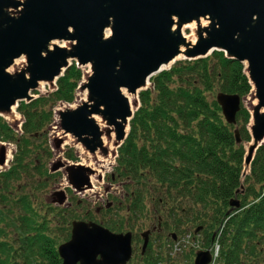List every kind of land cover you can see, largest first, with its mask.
I'll return each mask as SVG.
<instances>
[{
	"label": "trees",
	"instance_id": "1",
	"mask_svg": "<svg viewBox=\"0 0 264 264\" xmlns=\"http://www.w3.org/2000/svg\"><path fill=\"white\" fill-rule=\"evenodd\" d=\"M83 78V70L73 61L57 81L56 91L21 102L22 135L0 117V142L17 146L15 165L0 173V253L6 256L0 264H62L55 240L46 233L47 218L33 206V198L12 197L11 192L20 178H51L49 169L39 167L43 164L37 158L42 154L38 142L47 141L54 107L73 103ZM150 83L140 92V107L114 169L116 180L124 181L127 226L134 232L150 201L156 214L166 215L158 217L166 221L163 227L175 231L169 239L198 231L205 250L218 239L216 264H264V144L243 177L246 146L252 141L251 113L242 103L237 126L229 125L216 101L220 92L242 99L251 94L245 65L215 51L207 58L179 61ZM31 154L36 157L32 166L26 162ZM236 200L239 209L231 206ZM104 219L109 230L124 231V219L114 212H105ZM137 241L135 236L134 249ZM157 258L148 248L145 264H156Z\"/></svg>",
	"mask_w": 264,
	"mask_h": 264
},
{
	"label": "water",
	"instance_id": "2",
	"mask_svg": "<svg viewBox=\"0 0 264 264\" xmlns=\"http://www.w3.org/2000/svg\"><path fill=\"white\" fill-rule=\"evenodd\" d=\"M11 8L20 11L19 15L9 14ZM201 18L209 19L210 24L199 25L197 42L187 51L186 59L206 58L222 51L248 63L259 101L252 114L245 177L264 144V0H0V116L20 102L33 101L32 91L39 83L57 81L72 65L68 64L71 59L82 67L92 65L93 75L86 87L89 102L60 114L63 132L91 148L90 138L101 140L102 135L93 116L102 115L116 127L117 139L123 141L127 138L124 123L134 116L123 90L137 95L180 54L185 38L173 30L175 19L183 25ZM107 30L111 37L105 39ZM57 40L76 45L71 52L59 46L49 51L50 43ZM45 51L49 53L45 55ZM23 56L30 64L29 75L8 73L7 69ZM216 100L226 122L237 126L241 97L220 92ZM235 135L240 144L238 129ZM55 143L60 148L63 139ZM6 150L3 144L0 165L7 162ZM62 168L78 192L92 188L95 170L83 164L59 163L52 172ZM231 206L239 209L240 202L236 200ZM150 234H142L143 252L149 246ZM58 252L63 264H128L133 257V234H115L94 222L74 221L71 240ZM212 261L211 251H200L194 264Z\"/></svg>",
	"mask_w": 264,
	"mask_h": 264
},
{
	"label": "rangeland",
	"instance_id": "3",
	"mask_svg": "<svg viewBox=\"0 0 264 264\" xmlns=\"http://www.w3.org/2000/svg\"><path fill=\"white\" fill-rule=\"evenodd\" d=\"M22 1L25 2L27 0H22ZM11 10L12 11L9 10L8 12L9 14H12L14 16H18L20 13V11L16 9L11 8ZM20 10L21 11L23 10L22 6ZM193 22H196L198 24L197 21H193ZM203 24H205L206 26L209 25L210 20L203 19ZM183 25H188V24H183ZM185 34L191 37V39L195 37L194 31L190 28L185 29ZM196 35L198 37V29H196ZM57 41L58 44L66 46L64 49L67 50L68 52H71L74 46L76 45L75 42L68 40H66V42H68L66 44H64L65 40H57ZM48 53H49L48 51L44 52L45 55ZM69 64H73V60L70 59ZM29 68H30V64L28 58L27 56H23L15 60L13 65L7 69V72L13 76H17L18 74L21 73H26L27 75H29ZM81 69L83 70L84 78L82 80V83L80 84L79 89L77 90L75 101L71 104L59 103L56 107H54L53 109L54 123L48 130L47 141L45 138H43L38 142V144L42 145L38 150L42 152V154H39L37 158L40 159L42 161L41 164H43V166L40 165L39 167L49 169L51 178L49 179V181L44 176L41 177V181H38L40 179L39 178L40 176L37 175H34V177L30 178L29 180L27 178L25 179L20 178L18 182H15L13 184V189L11 192L12 197L17 198L19 195H27L33 198L32 199L33 206L38 210V212L41 214L42 217L47 218V222L49 223V226L46 233L55 240V247L57 252L60 246L71 240L72 223L74 221L95 222L105 227L106 225L104 222L105 221L104 211L106 212L112 211L114 212V214H117L119 218L124 219L125 228L124 231H122L121 233H128L132 231V229L130 230V226H127L129 212L126 209L127 208V202L125 200L126 192L122 187L124 181L123 180L117 181L116 179L114 181L113 180L111 181L110 179L111 175L115 173L114 169L117 166L118 150L123 142L117 144L115 146V151L112 152L111 156H109L110 149L108 147H104L100 139L94 140L93 138H90L91 148H88L86 145H84L79 140L75 139L73 136L65 135V133L61 128L60 114L62 112L74 111L75 109L81 106L82 104L81 100L84 99L86 95L87 98L90 97L89 90L86 87L89 79L93 75V67L92 65H88L86 67H81ZM148 87H150V84ZM56 90H57V81L54 83L40 82L37 89L32 91V95L35 97V99H37L41 95H48ZM141 91H139V93L135 95L136 101L134 106V112H136L137 106L140 105ZM123 94L127 98L129 94L133 95L129 93L128 90H126L125 93ZM88 102H89V98H88ZM243 103L245 107L251 112V114H253L256 106L259 105V101L256 97L255 90H253L248 97L243 99ZM17 109L18 107H16L17 117L12 118L11 120L6 118L5 116H0V117L4 118V120H6L7 123L15 131H20L19 128L24 123V120ZM105 133L107 134V131H105ZM129 133H130V125L127 135H129ZM101 134H102V130H101ZM110 134H111V130H110ZM114 134H115V140L119 142V140L117 139V132L115 126H114ZM100 137H102V135ZM107 137L110 139V135L107 134ZM58 139H63V143L61 144L60 148H56L55 141ZM3 144L7 147L6 150L7 157L9 156V151L11 152V160L7 161L4 165H0V173L8 171L15 165L14 154L17 152V146L15 144L0 142V147ZM92 148L94 150H92ZM44 150L50 152L51 155L49 156L48 153H44ZM96 152H99L101 157L105 159H109L111 164L107 166L106 170H104L101 173V175H96V174L94 175L95 180L93 187L91 189H87L85 192L82 193L77 192L76 189H74L71 186V184L68 181L66 169L62 168L57 172L51 171V169H53V167L59 163L82 164L85 162L87 154H91V158H93L92 163L94 164L95 167H97L98 165L101 164H99L98 159L94 156ZM69 153L74 155L77 158V160L75 161L69 160L67 156ZM35 159H36L35 154H31L30 157L27 158L26 162L30 166H32L34 164L32 162L35 161ZM64 191H67V194H65ZM63 194H65L66 198L63 202L60 203L61 197L60 199H58L57 196L58 195L61 196ZM145 206H146L145 213L141 215V217L139 218L137 225L134 227L135 228L134 232L132 231L134 237L138 236V241L135 244L136 245L135 258L129 264H145L144 261L145 259H141L142 258L141 253L143 251L142 248L144 245V239L142 237V234L150 230H153L155 226L157 227L159 222L158 217L165 215L159 213L156 214V211H153L154 208L153 203H151L150 201H147ZM118 207H120V210H118ZM99 209H102L101 213L98 212ZM163 218L165 219L166 215ZM186 229L187 227L186 228L184 227L182 230L185 231ZM170 232H175V231H170ZM113 233L120 234L119 232H113ZM164 235L165 236L162 238L160 237V233L154 232V235L150 238V244L148 247V248L151 247L153 256L155 258L156 257L159 258V259L157 258L156 260L158 264H160L159 262L161 261H163V264H169L168 260L166 259L168 253H170V248L164 246L165 241L168 239L167 234ZM199 241L201 242L200 237H199ZM162 249L164 254L166 255V258L164 259H162L159 254V252H161ZM186 251L187 253L184 254V256L182 255H181L182 257L180 256V258H184L183 264H191V263L194 264V259H193L194 256L192 255V253H190L192 251H189V249H187ZM187 257H191V263H190V258L188 261ZM0 258L3 260L6 258V256L0 253Z\"/></svg>",
	"mask_w": 264,
	"mask_h": 264
},
{
	"label": "bare ground",
	"instance_id": "4",
	"mask_svg": "<svg viewBox=\"0 0 264 264\" xmlns=\"http://www.w3.org/2000/svg\"><path fill=\"white\" fill-rule=\"evenodd\" d=\"M18 1H21L23 2L22 0H18ZM12 11V10H10ZM201 24V25H200ZM199 25L201 27H206L205 24H203V19H201L200 21H198V24L196 22H193L191 24H188V25H181L179 24V22L177 21V19H175V25H174V28L173 30L174 31H180L184 38H185V42L181 45L180 47V54L175 58V60L173 62H171L169 65L167 66H164L163 67V70L164 69H169L171 68L176 62L178 61H181L183 59H186V54H187V51L196 44L197 42V35H196V29H198ZM187 28H190L194 31V38L191 39V37L187 36L185 34V29ZM111 37V31L110 30H107L105 32V39H108ZM68 42H64V44H66ZM57 46H59L60 48H65L66 46L64 45H60L58 44V41H53L50 43L49 45V51H53ZM17 63V62H16ZM70 63V60H68V64ZM246 67H248V63H245ZM66 66L63 67V70ZM56 82V81H55ZM145 88V87H144ZM126 90H123V93H125ZM89 98V97H88ZM88 98H87V95L84 99L81 100V103L84 104V103H88ZM128 100H129V103H130V108H131V111L134 112V106H135V101H136V98H135V95H128ZM81 104V105H82ZM264 112V110H263ZM16 106H14L11 111L7 114H2L3 116H5L6 118L8 119H12V118H15L17 117L16 115ZM1 115V114H0ZM93 119L95 120V122L97 123V125L99 126L100 130H102V137H101V141L104 145V147H108L110 149V153H109V156L112 155V152L115 151V146L117 144H120V142H117V140H115V134H114V126H110L109 125V122L107 121V119L105 117H103L102 115H95L93 116ZM130 120L129 119L127 121V123L125 125V132L126 134L128 133V130H129V123H130ZM107 130H111V134H110V139L107 137V134L105 133V131ZM112 140V141H111ZM111 141V142H110ZM250 145V144H249ZM248 145V147H249ZM117 149V148H116ZM94 156L98 159V162L99 164L101 165H98L97 167L94 166V164L92 163L93 161V158H91V154H87L86 156V160L84 163H82L83 165L87 166V167H90L91 169H94L96 171V175H101V173L106 170L107 166H109L111 164L110 160L109 159H105L103 157L100 156L99 152H96L94 154ZM92 159V160H91ZM11 160V152L9 151V156L7 157V161H10ZM94 180H95V176L92 175L91 177V183L92 185L94 184Z\"/></svg>",
	"mask_w": 264,
	"mask_h": 264
},
{
	"label": "built area",
	"instance_id": "5",
	"mask_svg": "<svg viewBox=\"0 0 264 264\" xmlns=\"http://www.w3.org/2000/svg\"><path fill=\"white\" fill-rule=\"evenodd\" d=\"M187 249L189 250L190 249H194V250L200 249L199 242H196L195 240H193L191 235H186L185 237L181 238L178 242L174 243V245L171 246L170 260L168 263L175 264L174 260L176 259V257ZM214 249H215V259H216L218 258L219 251H220V246L218 243H216ZM160 264H163V263H160Z\"/></svg>",
	"mask_w": 264,
	"mask_h": 264
},
{
	"label": "flooded vegetation",
	"instance_id": "6",
	"mask_svg": "<svg viewBox=\"0 0 264 264\" xmlns=\"http://www.w3.org/2000/svg\"><path fill=\"white\" fill-rule=\"evenodd\" d=\"M0 159H1V156H0ZM116 179V177H115V175L113 174L112 175V180L114 181ZM64 193L65 194H67V191H64ZM65 194H63V195H61V196H57L58 197V199H60V197L62 198H64L65 197ZM56 196V195H55ZM68 198V197H67ZM98 212L99 213H101L102 212V209H99L98 210ZM106 211H104V213H105ZM166 221H164V220H162V219H160L159 220V222H158V225H157V227L155 226L154 228H153V230H150V232H151V234H150V237H149V239L154 235V232L155 233H160V237H164L165 235L164 234H167V238H168V234L170 235V232H168V230L166 229V228H164L163 227V225H164V223H165ZM175 238V237H174ZM169 239V238H168ZM141 255H142V258L141 259H146L147 257H148V249L145 251V252H143L142 251V253H141ZM59 257H60V255H59ZM134 258H135V249H134V251H133V258H132V260H134ZM60 259L62 260L61 262H62V264H63V259L60 257Z\"/></svg>",
	"mask_w": 264,
	"mask_h": 264
}]
</instances>
